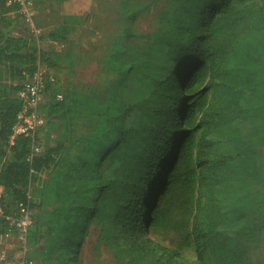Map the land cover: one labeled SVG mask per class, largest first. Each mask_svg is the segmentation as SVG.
Instances as JSON below:
<instances>
[{"label":"trees","instance_id":"1","mask_svg":"<svg viewBox=\"0 0 264 264\" xmlns=\"http://www.w3.org/2000/svg\"><path fill=\"white\" fill-rule=\"evenodd\" d=\"M31 1L35 11L39 0ZM27 30L19 6L0 0L2 209L26 201L31 224L46 226L50 253L65 249L69 264L87 224L108 219L124 241L116 264H251L264 230V0H174L136 61L150 85L137 102L107 83L86 104L87 92L73 83L59 90L54 75L37 131L45 142L31 160L30 137L9 141L23 72L39 60L71 73L76 54L55 49L62 28L43 49L40 32ZM152 47L159 76L147 73ZM124 58L115 51L101 70L120 73ZM52 123L62 127L56 137ZM0 225L2 233L9 226L2 217Z\"/></svg>","mask_w":264,"mask_h":264},{"label":"rangeland","instance_id":"2","mask_svg":"<svg viewBox=\"0 0 264 264\" xmlns=\"http://www.w3.org/2000/svg\"><path fill=\"white\" fill-rule=\"evenodd\" d=\"M173 2L174 0H66L59 4H56L55 0L35 2L33 23L37 25L42 35L39 47L46 48L52 40V32L62 28L60 38L54 41L55 49L69 46L76 54V64L71 73L53 68L54 73H51L58 78L56 88L63 90L73 83L80 93L89 94L83 101L91 104L94 99L93 91H96L97 87L116 83L122 101L134 103L140 100L148 92L150 85L141 72H136V61L141 59L142 53L150 43L148 35L158 26L159 14L164 9L170 11ZM130 11L137 12L132 19L127 18ZM28 30L30 32L29 27ZM152 48L150 51L152 65L147 73L152 72L159 76L162 73L159 51L157 47ZM115 51L125 55L123 59L125 67L120 73L103 72L100 60ZM132 63L133 66L129 68ZM5 75L7 77V74ZM50 98L48 94L42 98L41 109L39 108L42 114L43 110L46 111ZM61 128L59 123H52L48 130L55 131L53 135L56 137L60 135ZM44 133V131L37 133L40 147L45 142ZM260 162L264 173V140ZM109 174V170L105 171L104 177L107 179ZM29 187L32 190V187ZM29 195L31 194L28 193ZM38 221L34 217L27 230V256L33 257V264H69L66 261L68 254L62 252L65 249L55 248L50 253V237L46 232V226ZM119 230L120 227L115 226L110 219L102 224L90 221L79 243L77 264H116L118 257H122L118 253L119 247L124 243L118 237ZM12 231L14 238L10 240V248L3 246L0 231V264H14L19 253L16 234L14 230ZM60 244L63 245V241H60ZM249 251L251 264H264V230L258 246L249 248Z\"/></svg>","mask_w":264,"mask_h":264},{"label":"built area","instance_id":"3","mask_svg":"<svg viewBox=\"0 0 264 264\" xmlns=\"http://www.w3.org/2000/svg\"><path fill=\"white\" fill-rule=\"evenodd\" d=\"M7 5L17 4L19 12L22 14L23 21L30 28L35 36L39 35L40 30L33 26V16L35 11L31 0H5ZM24 79L19 83L16 96L21 102V107L16 115L15 124L12 126V133L9 141L12 143L16 136L23 135L30 137V153L27 160L39 153L42 147L37 142V131L43 123V114L39 110L43 98L45 86L47 83L55 82L54 75L48 71L39 60L36 61L34 69L29 72H23ZM60 98V95H57ZM1 197V194H0ZM0 217L8 224V228L1 235L3 246H9L13 239L15 231L18 241V255L14 264H33L32 259L27 257L26 253V234L31 225V211L26 201L17 202L13 209L7 211L0 205Z\"/></svg>","mask_w":264,"mask_h":264},{"label":"crops","instance_id":"4","mask_svg":"<svg viewBox=\"0 0 264 264\" xmlns=\"http://www.w3.org/2000/svg\"><path fill=\"white\" fill-rule=\"evenodd\" d=\"M2 193H3V187L0 186V194L2 195Z\"/></svg>","mask_w":264,"mask_h":264}]
</instances>
